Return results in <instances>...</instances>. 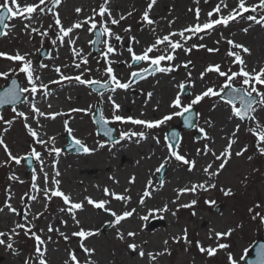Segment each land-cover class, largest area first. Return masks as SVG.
Wrapping results in <instances>:
<instances>
[{"label":"rangeland","instance_id":"obj_1","mask_svg":"<svg viewBox=\"0 0 264 264\" xmlns=\"http://www.w3.org/2000/svg\"><path fill=\"white\" fill-rule=\"evenodd\" d=\"M66 1V0H65ZM70 1V0H69ZM88 1V0H86ZM122 3V6H125L124 9L126 11V18L120 22L119 25H111L108 22V26L117 34H119L123 39L121 41H115L111 39L110 42L113 43L118 51H123L127 53L126 49L129 46L133 47V50L137 52L138 47H140V51L137 53H141L142 50L146 47L145 42H143V36L147 33L144 30L147 29V24L141 19L143 11L147 7V3L149 0H113ZM63 2V0H62ZM71 2V1H70ZM103 2V0H90L88 2V7L93 3L96 6L92 9V11H88L87 8L85 9V16H92L93 10L95 9L98 11L99 5ZM220 3V0H213L211 4V8L216 7L217 4ZM227 3L228 8H224L221 6V14L227 15L228 11L231 8L236 6L237 0H225ZM247 6L251 8L252 6H258L259 0H246ZM199 8L200 11L206 10L207 6L205 4V0H157V3L154 5L151 11H154V16L150 15V18L154 21L157 19H162L167 22L171 21L172 24L170 26L169 23L165 22V26H169L168 28H177L183 25L182 21L192 20L195 21V10ZM209 8L208 10H210ZM191 9V11H190ZM58 10V9H57ZM150 11V13H152ZM131 12L132 15H128ZM250 12V11H249ZM207 13V12H205ZM244 17L248 15H254L259 18L260 15H264L263 9L259 7L256 8L255 12H248L243 14ZM78 15L75 14L70 18L63 25H71L70 22H76ZM213 19L219 18V15L214 13ZM207 19V14L204 16V22ZM83 20V19H81ZM97 20V28L93 29L92 32L87 31V27L90 25H85L81 29H76L83 31V33L87 37V43L85 44V51L87 53L86 58L88 59L87 65H82V69L84 67L90 68L91 72L86 73L84 78L86 79H99L103 81L106 79V75L103 74V65H102V53L104 51L103 40L108 39V37L102 36L100 39L102 40V44L97 45L98 52L93 54L92 52V43L95 38V30H100L99 20L100 17L96 16ZM8 25L5 28V31L8 33L7 36H0V52H5L8 54H15L16 52L21 53L22 50L26 49L28 54V58L33 61V67L36 70V75L41 77V82L48 85L47 92H59L61 90L68 91L78 90L79 95L78 98L75 100H69L70 105L67 106V103L62 102V98L56 96L53 98L54 105H58L60 102L62 104V113L61 115L57 116L55 122L57 123V128L52 129L51 132H55V147L61 148V155L56 156L55 153L48 156V152L45 150L44 146L36 144L33 141L32 137L28 134L27 129L25 128L24 124L25 121L23 118H15V113L12 111L11 108H4L0 113V116L3 117V120H0V138H3L5 143L7 144L9 151L14 156L25 157L27 156L28 152L32 147H35L37 151L41 152V158L43 161H48L49 158L58 159L60 163H65V165L69 166L70 158H75L76 161H79V158H87L88 160L95 159L100 162L99 164H104L102 158L105 157V161L108 163L110 158L117 154L119 150L126 146H134L138 147L139 144L133 141H120L119 144H113L106 142L105 139L98 137L96 135V126L92 124L91 121L92 115L94 114L95 109H99L100 112L105 116V118L110 119L112 114L111 104L107 100V96L113 95L114 99L117 103H121L123 101L130 103L131 106H135L137 104L143 103L148 99L147 93L150 89L148 85L145 87L143 85L144 82L147 80H152L150 87L154 85L155 82H161L165 85L173 84L174 90L176 94L181 96V99L184 104L190 102L191 99L194 98L196 92L199 94L200 91L205 89L207 86H214L217 91H219L220 86L224 83V78L219 77L216 73H207L203 80L200 78V73L210 64H220L221 70L227 71L231 68L233 71H237L238 65L232 63L233 58L229 57L226 53L229 50H232L231 47L227 46L226 43L228 39L236 38L235 33L239 34L243 32L242 27L248 28H260V25L253 23L252 21L247 20L246 18H237V20L232 21L229 23L227 27L224 26H216L214 30L207 31V34L204 32L200 33V36H203V39L198 37H193L189 40L185 47H191L193 44H204L206 48H193L189 53H185L182 49H178L174 55L176 59L172 61L173 66L176 67V71L163 74V73H156L155 75L148 76L146 79L138 80L136 82L131 83V87L128 90H120L118 89L115 93H112L109 89H104L101 93H95L90 88L91 85H79L75 81H60L59 83H51V81H59L60 74L56 73L55 68H44L42 72V68H40V64L50 60V54L53 51H56L59 46H62L59 41L57 44H52V40L56 38V28L54 26V20L52 18L51 13L41 14L39 15L38 19L34 20L37 22V28H40L42 31L44 29H48L49 24H53L52 29H48L49 35L47 37H41L37 34H32L31 36L25 34L24 31V24L28 23V21H22L19 18H13L10 20L5 21ZM149 26V25H148ZM177 26V27H176ZM131 28V31L125 33L123 31L124 28ZM144 29V30H142ZM75 31V30H74ZM73 31V32H74ZM149 31V30H148ZM73 33L70 34V36ZM135 36L136 40L132 41L129 37ZM235 36V37H234ZM67 38V37H66ZM183 43V41H181ZM152 44V41H149L148 45ZM207 48H214L218 49L215 52H208ZM43 50L46 51V55L44 58H41V52ZM65 51L68 48L64 49ZM235 51V50H233ZM239 51V50H238ZM252 54V52H250ZM160 52H154L151 55H158ZM245 55V54H244ZM258 55L262 56V60L264 59V49L258 51ZM243 56V55H242ZM127 59H130V55L126 56ZM126 59V60H127ZM231 59V60H230ZM179 63H175V61ZM191 61L190 64L192 66L191 69L188 70V73L191 72V77L188 76V73L185 75L187 68L183 67V63L186 61ZM99 61V63H98ZM264 61V60H263ZM63 63L59 62V66L61 69V73L64 70L68 69L67 72L71 73L74 70L76 75L79 74L80 70L73 69V59H65L62 61ZM130 62V61H129ZM18 61H9L6 58L0 57V72H8L7 77H0V91L3 87H5L9 81L13 78H16L18 81V85L20 87H28L27 80L23 73L10 72L9 69H16L19 68ZM125 64V63H124ZM128 64V63H127ZM125 64V65H127ZM162 66H168V61H162ZM50 65V63H48ZM67 65V67H65ZM146 64L141 62L139 65H133L132 68L128 66H124L126 68L121 67H114V70H117V76L124 82L127 77L130 75L131 71L138 70L139 67H144ZM100 69V71H97ZM126 69L128 71L126 72ZM126 72V73H125ZM65 73V72H64ZM67 74V73H65ZM180 83H184L185 88L188 90V97L185 98L183 95V89H180L178 85ZM234 87L239 86V81L233 82ZM4 89V88H3ZM45 90L38 91L35 97H32L29 93L22 94L21 103L15 106L17 111H24L26 115H29V125L32 126V121L34 114L31 112L29 108L30 101L34 99H39L40 96H43ZM123 94V98L121 96ZM173 99V97H172ZM170 98H166L167 106H169ZM171 101V100H170ZM214 106V107H213ZM239 106V104H237ZM211 107L215 110L216 108L219 110H225L229 116L230 108L222 101L219 97H212V98H205L199 104L194 105L193 109L196 110V120L194 121V129H191L190 132H182L180 134V142L178 146L175 148L180 154L186 155V158L189 160L196 159L198 157H202L203 155L197 156L196 149L202 148L205 143L211 144V141H206L199 137L198 135V127H204L207 131L208 135L210 133L209 127L205 124L206 120H211L213 125L215 123V118H213L214 112L211 111ZM73 108H82V109H89L87 112H72L71 109ZM131 108H124L120 109V114L128 116L133 115L135 118H142V119H155L152 117H148V115L144 112H134ZM166 113L174 111L168 107L166 109ZM143 113V116H141ZM32 115V116H31ZM180 117H174L171 121L167 122L165 125L161 126L158 129H151L146 130L148 132V138L141 142L150 143L153 148V152L148 154L150 158H153L155 154L158 156L163 155L164 160L162 163L165 162V159L168 157V144L165 141L166 138V130L170 127L176 126L179 124ZM6 120H13L11 125H7L4 123ZM67 120L69 127L76 123V127L73 125L71 128L73 129V136L77 139L82 140L89 148L95 149V151L85 154L84 152L74 154L69 153L66 151L68 148L69 142H72V138L64 129V121ZM44 123H47L48 120H44ZM79 122V123H78ZM232 124L236 125L237 123H241L239 120L234 119L231 121ZM72 124V125H71ZM249 121H245L242 123L241 129L238 132V141L233 146V149L236 151L240 150L241 147L247 145L248 150L245 154L241 157L234 156L228 162V169L226 170L227 173L232 170L235 173L234 178L231 180L232 185L228 189H231L232 195L225 196L223 192L220 194L217 193L215 196H209L208 194H204L196 201L197 203L190 208H183L182 210H178L175 216L169 215L171 219L177 222V231L178 236L182 237L184 226H186L188 232V240L191 243H185L181 238L178 242H173L172 245L167 247L169 249L170 254H166V257H163L162 264H174V261L177 259V255L182 253L186 256L187 259H195L200 262V264H229L228 256L231 254L233 258L237 261V264H245L244 258L246 254L249 252L250 247L253 243L257 240L262 239L264 241V223H261L260 217L257 216L256 219H253V215L256 213H260L264 215V155H260L256 151L255 145V137L251 135L247 131L248 127L250 126ZM109 126L116 128V138L119 139L120 131H127L129 129L133 131L144 130L142 126L132 125L130 127L127 124H120L116 122L115 124L109 123ZM232 127V126H231ZM38 125L34 126L33 129L39 131ZM7 129V131H5ZM233 130L235 127L232 128ZM231 132L230 128H228L227 134L229 135ZM57 133V134H56ZM57 135V137H56ZM156 136L159 138L160 143L157 144L152 137ZM47 140V139H44ZM103 147H100V145ZM52 144H49L48 147H52ZM73 151V150H72ZM252 156V159L249 160L248 157ZM148 157H145L144 154H139V156L133 155L132 160L129 162H123L121 169L126 170L132 168V164L136 163L138 160L148 162ZM146 158V160H144ZM79 159V160H78ZM243 159V160H240ZM8 160V155L4 151L3 146H0V207L4 206L6 200L13 205L17 209L16 213H10L5 208L3 213H0V231H8L14 223H23L24 217L21 218L22 211L24 207L28 204L29 199L27 196H24L26 192L32 195L31 191V183H32V175L36 168L41 167L39 161L35 160L34 158L29 161L27 159H23L20 165L15 164L14 161L11 163H6ZM236 160L240 162V164H236ZM64 161V162H63ZM74 161V159H73ZM235 162V164L233 163ZM32 166H31V164ZM87 162L84 163L82 175L83 177L86 176L92 180L94 183H98L99 175H97L96 168H88L86 167L88 164ZM30 164V170L28 169V165ZM160 165V164H159ZM154 166L153 169L150 170V176L154 185L160 186V181L164 180L166 175L171 170H178L179 172H186L187 166L183 165L181 162L176 161L174 158H170L167 160L165 167L163 168V175L162 179L159 180V174L155 171V169L159 166ZM85 169V170H84ZM29 170V171H28ZM132 171V170H131ZM130 171V172H131ZM113 172H118L115 167ZM12 174H15L19 179L18 180H10L8 177ZM23 181V183H20ZM69 194L68 192H65ZM71 193V192H70ZM11 195V199L9 200L8 197ZM24 196V203H21V197ZM71 199L75 202L82 201L81 199H77L75 197L72 198L73 194H70ZM94 199V198H93ZM206 201H215V203H206ZM36 202V209L31 211V215L36 213H43V215L34 221L36 225V229H44L43 238L47 239L48 236H51V241L48 242L47 248L51 256H54L56 264H64V260L67 258V251L76 250L78 247V237H71V233L73 231H78L79 228L72 227L70 223V215L67 213L60 212L61 207H67L63 204V201L59 197H54L48 203L47 210H45V199L43 197L37 196ZM86 202V201H85ZM84 202V203H85ZM259 205L260 207H256ZM87 210H90L93 215H95L99 219H103L101 223L98 224L97 230L99 235H97L98 239L105 245V239H108V235L111 229V225L107 222L112 217L104 211L99 209H95L92 205L86 206ZM85 208V204L84 207ZM253 209V211H249V209ZM204 214L206 215L207 219L211 221L212 219H217L223 221L227 218L230 219L229 229H232L230 235L223 237V239L219 243H225L229 247L226 249H218L216 255L209 257L206 253H201L198 248L196 247V238L195 235L197 234L196 231L192 232L190 230L191 222H193L194 214ZM20 216V217H19ZM5 218V221L2 220ZM61 220L67 221V224L60 223ZM163 222V221H162ZM51 224L54 228H58L61 232H64L66 235H69L71 238L68 241H65L57 232L48 233L47 232V225ZM161 225V220L156 218H150L147 223L145 224L144 230L141 229L142 233H149V231H153L159 229ZM20 232L19 236L13 237L12 243L14 249L16 250L13 253L12 250L7 249L5 246H0V264L7 261L9 264H23L25 259H29L30 257L35 256L34 252V240L26 237L23 233V230L17 229ZM6 239V237H4ZM89 240V239H88ZM118 242L114 243L113 248L110 246V254L108 256H104L107 259L104 264H120L118 259V252L122 254L123 247H120ZM215 247V246H214ZM247 249V251H245ZM238 252L237 256L235 255ZM46 254V258L49 261V264H55L52 261V258ZM78 256L81 260V264H83L84 254L83 252H78ZM243 256V259L241 257ZM257 262V259H256ZM29 264H33L32 260L29 259ZM99 264V263H98ZM188 264V263H185Z\"/></svg>","mask_w":264,"mask_h":264},{"label":"snow or ice","instance_id":"obj_2","mask_svg":"<svg viewBox=\"0 0 264 264\" xmlns=\"http://www.w3.org/2000/svg\"><path fill=\"white\" fill-rule=\"evenodd\" d=\"M198 2L199 0H197V3ZM205 2H207V0H205ZM61 3L62 0H31V2H29V0H0V26L7 28L8 25L4 23L5 20L19 18L22 21H28V23L24 24L25 34L29 36H31L32 34H37L41 37H47L49 35L48 29H52L53 24H49L48 29H44L42 31L40 28L33 26V21L38 19L39 15L41 14L51 13L52 18L54 20V26L58 30L56 32V38L51 41L52 44H57V41H59L60 44H64L65 38L67 37V43L69 45H75L76 39L70 36V34L73 33L74 30L81 29L85 25H90L89 27H87V31L92 32L93 29L97 28L98 22L96 20V16H99L100 30L95 33L97 39L95 41L90 42L100 43L99 37H108V39L103 40L104 51L102 53V59L105 65L103 67V74L106 75V79L101 81L99 79L84 78L86 73L91 72L90 68L84 67L82 69V65L88 64V59L82 55L81 51H77L76 48L73 47L71 49L73 54V64L76 69L80 70L79 74L65 75L61 73L60 67H56V73L60 74L59 81H51V83H59L60 81H75L79 85H94L100 89L110 88V91L112 93H115L118 89L128 90L131 87L132 82L146 79L148 76L155 75L156 73L168 74L176 71V67L178 66H173L171 62L176 59L174 53H176L178 49H182L185 53H189L193 48H206V45L202 43L199 45L193 44L190 48L185 47V44L189 40H191L192 37H198L200 39H203V36L199 35L202 32L207 34V31L214 30L216 26L222 25L224 27H227L230 22L237 20V18H246L247 20L252 21L257 25L264 27V15H260L259 18L254 15H248L247 17H244L243 15L244 13L249 11L255 12L257 7H259L260 9H264V0H259L258 6H252L251 8L247 6L246 0H237L236 6L231 8L230 11H228L227 15L221 14V6H223L224 8H228V5L227 3H225V0H220V3L217 4L216 7L212 9V11L207 13V19L203 23L200 22V9L197 8L195 10V22L193 24L184 27L178 32H168L165 35L157 36L155 42L146 46L141 53L137 54L133 50L132 46L127 47L126 51L130 55V62H128L127 66L129 68H132L133 65H139L141 62H144L146 66L139 67L138 70L131 71L127 79L122 82V80L116 75L113 67V65L115 63H118L119 61L111 60L109 59V57L112 55L122 54L120 51H118L116 46L110 42V40L114 39L115 41H121L123 37L114 32L108 26V22H110L111 25H119L120 22L125 19V16L120 15L118 19L114 18L112 16L110 8L108 7L110 0H103V2L99 5L98 11H96L95 9L93 10L92 16H87L83 20L78 19L70 26L65 27L62 24L59 12L57 11ZM156 3L157 0H149L146 9L143 11L141 19L147 25H153L155 23V21L150 18V11L153 9ZM81 11L82 9L79 7L75 9V12L78 14ZM214 13L218 14L219 18L213 19L212 17ZM128 15L130 16L132 15V13L129 12ZM171 23L172 22L169 21V24ZM242 30L247 33L249 31V28H244ZM123 31L125 33H128L131 31V28H124ZM153 32H155V29H153ZM186 33L188 35H186ZM7 35V32L0 31V36ZM174 36H179L180 40H173L172 37ZM129 39L135 41L136 43H139V41L136 40L135 36H131L129 37ZM181 41H183V43ZM227 44L230 45L233 49L240 50L239 52L233 50H229L227 52V55L229 57H234L232 63L239 66L238 71H233L231 68L225 71L221 70L220 64H210L200 73L201 80L204 79L207 73H216L219 77H223L224 83L220 86L219 91H217L214 86H207L205 89L200 91L199 94H196L194 98L191 99L190 102L187 104H184L181 99V96L177 94L173 99H171L169 104V108L174 109V111H171L167 114H163L159 118L150 120L134 118L132 116H125L120 114L121 105L116 102L113 95H109L107 96V100L111 104V118L107 119L101 113L100 119L96 121V123L100 124L103 127L104 135L110 138H112L113 129L107 127L109 123H130L132 125L142 126L144 130L133 131L129 129L127 131H120L119 139H112V143L114 145L119 144L120 141L124 140L133 141V138H136L134 142L139 144L141 141L146 140L148 138V132L146 130L158 129L161 126L165 125L167 122L171 121L174 117H183L186 126H193L192 117L190 115H186L191 111L193 106L199 104L205 98L220 97L222 92H224L226 89H230V91L227 92V97L224 101V103L230 108L228 120L232 121L234 119H237L241 123H237L235 125V129L230 132L227 137L226 146L223 147L219 154H217V152L214 151L208 143H205L202 148L196 149L197 156L203 155L207 157L208 155H211L212 157H214L213 162H207L206 165L202 167V172L206 177H208V180H205L203 182L191 183L190 186H185L177 189L176 199L172 201V203L174 204L179 201L180 196L184 193H196L198 190L208 191L210 188L216 187L215 183H209V181L217 177L221 173V171L225 169L226 165L231 160L233 156L232 149L238 141V132L240 131L243 122H251L247 131L251 133L253 137H255L256 151L260 155H264V67H259L258 69H249L241 53L250 54V49L241 43H235L231 39L227 40ZM160 45H166V48L163 52H160ZM207 51L211 53L218 51V49L207 48ZM154 52H160V54L151 55ZM0 57L6 58L9 61L20 62L18 70L9 69V71H18V73H23L27 80V84L29 85L28 87H20L17 84V80L12 79L11 86L6 88L3 92H0V105H3L5 103L14 104L24 93H29L32 97H35L38 91L45 90L44 95H48V92L46 91L48 89V85L43 82H40L39 85L37 84L38 81H41V77L39 75H36V70L33 67V61L28 58L27 53L20 54L19 52H16L15 54H8L5 52H0ZM77 58H79V62H77ZM162 61H168V66H162ZM191 63L192 62L190 60L186 61L183 63V67L188 68ZM39 67L47 68L48 66L47 64L41 63ZM65 67H67V65H65ZM97 71H100V69H97ZM8 74V72H0V77H7ZM188 76L191 77V72L188 73ZM237 80L239 81V86L234 87L233 82ZM178 87L180 89H183L185 85L184 83H180ZM147 96L150 99L153 96V93L148 92ZM237 100L239 101V106H237ZM30 105L31 112L35 114L33 119H35V117H44L46 115V113L41 111V109L35 103L30 102ZM49 107H51V105H49ZM88 110L89 109L82 108L71 109L72 112H87ZM12 111L15 113V118H23V120L25 121L24 126L27 129L28 134L32 137L33 141H35L36 144L44 146L45 150L48 152L49 155H52L53 153H55L57 157L61 155V148L54 146V137H49L48 140L42 139L41 134L29 125V115H26L24 111H17L16 108H13ZM59 115H61V113L59 112H51L47 114L48 118H51L53 120H55L56 117ZM141 116H143V113H141ZM0 120H3L2 116H0ZM4 123L7 125H11L13 123V120H6L4 121ZM205 124L208 127H213V122L211 120H206ZM37 125H39V120H37ZM64 129L69 134V136L72 137V143L77 146L78 149L82 150L85 154L95 151V149L89 148L82 140L77 139L72 135L73 129L69 127L67 120L64 121ZM5 131H7V129H5ZM198 131L202 134V138L204 140L211 141L212 138L208 135L204 127H198ZM171 135L172 138L175 139L177 134L173 132ZM152 139L157 144L160 143L158 137L153 136ZM165 139H167V137ZM49 144H52L53 146L48 147ZM0 146H3L4 151L8 155V160L6 161V163H11L12 161H14L15 164L20 165L23 159L31 161L33 158L39 161L41 165H43L44 163L43 159L41 158V152L37 151L35 147H32L30 149L27 156L20 157L14 156L9 151V148L3 138H0ZM100 147H103V145L101 144ZM167 149L168 157L165 159L164 163H160V165L155 169L157 173L161 172V170L165 167L167 160L170 158H174L176 161L181 162L183 165H186L187 170L189 172L194 171L197 163L195 159H187L186 155L180 154L177 150L173 148L171 144L167 146ZM247 150L248 146L245 145L241 147L240 150L236 151L234 155L236 157H241L245 154V152H247ZM248 159L251 160L252 156H249ZM215 161H220V163L219 166L214 169L213 164ZM137 163H139V161H137ZM0 166H2V163H0ZM52 167L54 170L56 169V161H53ZM40 171L44 172L43 167H41ZM60 175L61 173L58 170L54 171V175L52 177H49V174L47 172H44V185L43 187H41L37 183V175L34 171L32 175L31 191L32 193H39L41 191L43 192L44 199L46 202L45 210H47L48 207L47 202H50L54 197L61 198L63 204L67 207H61L59 209L60 212L67 213L68 215H70L74 224L79 228L78 231H73L71 233V237L79 238L78 248L76 250L67 251V258L64 260V264H81V260L78 256V252L80 251H82L84 254L83 264H97V262L91 258L95 254L96 250L94 247H89L86 244V241L93 236L99 235V232L98 230L85 229L80 226L81 221L77 218L76 213L78 210H83L84 203L83 201H73L71 199L70 194H66L60 189L61 180L58 179ZM8 178L10 180L19 179L15 174L10 175ZM110 179L114 178L110 177ZM135 180L136 177L132 176L128 180V183L133 184ZM49 181L51 182L52 187L49 186ZM20 183H23V181H20ZM160 186L163 187V180L160 181ZM154 191L155 189L152 187V180L149 179L142 191V194L139 196V205L142 207L145 206L146 198H151L153 196ZM221 191L224 193L225 196L232 195L231 189L225 190L222 188ZM129 192L130 189L128 188L124 189L123 194H118L115 191H111L107 187L103 189V194L105 197H111L116 201L123 202L125 205H127V203L131 199L130 195L128 194ZM24 196H27L28 199L33 202L37 200V195L35 194L30 195L28 192H26ZM24 196L21 197L22 204L24 203ZM8 199H11V195H9ZM84 200L87 202L88 205H92L95 209H101L104 212L108 213L113 219H110L107 222L112 227L116 228V238L124 242L127 248L132 250L133 252L139 250L138 255L141 258L147 257L149 264H154V262H157V257L162 256L165 253L170 254L169 249L167 248V245L169 243L168 240L163 241V244L165 245L163 251H157L154 253L152 251L145 252L144 248L141 247L140 244L135 242V239L129 242V240L126 238H135L138 233L135 230H129L125 235V232L122 231L118 226L121 224L122 221H125L127 218L133 217V215L137 213L136 208H132L131 210H124L121 213H117L115 210L106 207V205L110 204V200L100 199L96 201L88 196H85ZM196 203L197 201L193 199L190 201V203L178 204V208H190ZM206 203L214 204L215 201H206ZM28 207L30 211V206ZM256 207L260 206L256 205ZM5 208L10 213L17 212V209L13 207V205L9 203L8 200L5 201L3 207H0V213H3L5 211ZM29 211H26L24 213L23 223H14V225L8 231H0V246H5L7 249H10L13 251V253H15L16 250L14 249L12 243L13 237L20 235V232H18L17 229L23 230V233L26 237H29L34 240L35 256L30 257L29 259L32 260L33 264H49V261L46 258V254L48 251L47 244L49 241H51L52 237L48 236L47 239L43 238L42 234L44 233V229H39L38 231L34 230L36 229L34 221L39 219L43 215V213L33 214L30 220ZM170 211L172 212L173 216L176 215V212L172 211L169 208L168 204L165 203L162 207L148 209V214L141 215L140 219L142 221H148L149 218L155 213H165ZM249 211L251 212L253 211V209L250 208ZM257 216L260 217L261 223H264V215L256 213L255 215H253L252 218L256 219ZM60 223L67 224V221L61 220ZM54 231L57 232L65 241H68L71 238L69 235H66L64 232H61L58 228H54L51 224L47 225L48 233H52ZM231 232L232 229H228V231L225 232L217 231L214 234H210L209 239L211 240L215 238L217 241H219L222 237L230 235ZM4 237H6V239H4ZM181 238L186 244L191 243L188 240L187 229L183 230L182 237H172L174 242L180 241ZM196 247L201 253H206L207 256L212 257L216 255L218 249H226L229 246L225 243H218L215 247H205L201 244L200 241H196ZM245 251H247V249H245ZM29 259H25L23 264H29ZM241 259H243V256L241 257ZM228 261L229 264H237V261L233 258L231 254H229L228 256ZM256 264H264V244L260 245L257 250Z\"/></svg>","mask_w":264,"mask_h":264},{"label":"bare ground","instance_id":"obj_3","mask_svg":"<svg viewBox=\"0 0 264 264\" xmlns=\"http://www.w3.org/2000/svg\"><path fill=\"white\" fill-rule=\"evenodd\" d=\"M70 1L63 0L61 5L58 7L57 11L59 12L62 24H65V22L68 20L67 18H70L71 16L75 14L78 15V17L76 18L77 20L84 19L86 17L85 9L87 8L88 11H92V9L96 6V4L90 3L92 5L88 7L87 4L90 0L88 1L70 0ZM212 1L213 0H207V2H205L207 9L202 10V12L200 11V22L201 23L204 22V16L208 12L212 11L213 9V7L211 8ZM29 2H31V0H29ZM77 7L82 9V11L79 14L75 12V9ZM108 7L110 8L112 12V16L114 18L118 19L120 15H124L126 18V11L124 9L125 6H122V3L110 0ZM209 8L211 9L208 10ZM151 12L152 13H150V15L154 16L155 14L154 11H151ZM165 22L167 21L162 20V19H157L155 20V23L153 25H149V26L147 25L146 30L142 29L145 32H147L143 36V42H145L146 46H148L149 41H152V43H154L157 36L165 35L168 32H178L184 27L190 24H193L195 21H192V20L182 21L183 25L181 27L176 26L177 28H174V29L168 28L169 26H165L164 25ZM70 23H74V22H70ZM36 25H38V23L33 21V26L36 27ZM68 26L70 25H66L65 27H68ZM259 27L260 28L258 29L256 27L255 28L251 27L249 28V31L247 33H245L244 31L239 34L235 33L236 38L235 39L231 38V40H233L235 43H241L244 46L248 47L250 49V52L253 51L254 54L250 53V54L244 55V53H241L249 69H252V68L258 69L259 67H264V61H263L264 59L262 60L261 58L262 56L258 55V51L264 49V27H261V26ZM244 28H248V27H244ZM153 29H155V32H153ZM186 35L188 34L186 33ZM71 36L74 39H76L75 45H69L67 43L68 38H65V43L62 44V46H59L56 51L51 52L50 60L43 62V64H47L48 66L47 68L58 67L59 62H61L62 64L63 63L62 61H64L66 58L69 60L73 59V54L71 51L73 47L76 48L77 51H81L82 55L86 58L87 56V53L85 51V44L87 43L86 35L83 33V31L75 30ZM172 39L180 40V37L174 36L172 37ZM227 46L231 47L230 45H227ZM66 48H68L67 51L64 50ZM138 48L139 49H137L136 53L140 51V47ZM159 48H160V52H163L164 49L166 48V45H160ZM232 50H235L237 52L240 51L239 49H233V48ZM25 52H26V49L22 50L20 54H25ZM120 52L122 53L121 55H112L109 57V59L119 61L118 63H115L113 67L122 66L121 68L124 69L126 68L124 66H127L125 64H127L130 61V59L128 60L126 57L128 56V53H125L123 51H120ZM231 58L234 59V57H231ZM101 60H102V65L105 66L103 59ZM77 62H79V58H77ZM48 63H50V65H48ZM175 63H179V62L176 60ZM72 68L75 69L74 66ZM188 68L191 69L192 66L189 65ZM188 68H187V71L185 72V75L188 73V70H189ZM68 69L64 70L63 74L67 73L65 75H76V72H74V70L71 71V73H68L67 72ZM43 71H44V68H42V72ZM127 71L128 69H126V72ZM117 72L118 71L115 70L116 74ZM151 81L152 80H147V82L143 83L145 87L148 85V87L150 88L148 92L153 93V96L150 99L149 98L146 99L147 103L145 101L143 103L137 104L132 107L130 103L123 101L119 103L121 105V109L129 107L133 109L134 112H137V113L141 111L142 112L145 111L148 117L150 116L152 117L153 115V118H159L161 115L167 114L166 109H168L169 106H167L166 98L169 97L171 100L172 97L174 98L175 95H177L174 90L173 84L165 85L161 82H155L154 85L150 87ZM40 82L41 81H38L37 84L39 85ZM197 92L196 94H198ZM68 93L69 94H67L65 90H61L59 92H54V91L50 93L48 92L47 96L43 94V96H40L39 99L33 98L30 101L31 103H35L41 109V111L46 113L44 117H37L35 121H32V126L34 127V126H37V120H39L38 127L40 128L38 132L41 134L42 139L48 140L49 137L55 138L54 134L56 131H54L53 133L51 132V130L57 128L56 126L57 123L55 122V120L48 118L47 114L51 112H59V113L61 112L62 113V109H61L62 104L59 102L58 105H54L53 98L56 96L61 97L62 102L67 103V106H68L70 105V101L73 99L75 103V100L78 98V95L80 94L78 90H73L71 92L68 91ZM121 96L123 98V94H121ZM170 100H169V104H170ZM49 105H51V107H49ZM27 106H29V108L31 109L30 103ZM213 107H211L212 108L211 111L214 112L213 118H215V123L213 127H209V130H210L209 136L212 138L210 142L211 144L209 146L214 151H216L217 154H219V152L223 149V147L226 146L227 137H228V134H227L228 128H230V130L232 131L233 130L232 128L235 127V125L232 124V122L228 120V114L225 110H219L217 108L215 110ZM128 116L134 117L132 114ZM44 120H48V122L44 123L43 122ZM146 120H150V119L147 118ZM75 124L76 123H73V125L76 127ZM127 126L130 127L132 126V124L128 123ZM151 151L153 152V148L150 145V143H148V141L146 142L144 141V142H140L138 147H134V146L123 147L121 150L117 152V154L113 155L110 158L108 163L105 161V157L102 158V161L104 164H99L100 162H98V160L95 159L96 157H93V159L91 160H88L87 158H79L80 159V160L78 159L79 161H76L75 158L71 157L68 162L69 163V166H68V165H65V163H60L58 159L49 158L48 161L46 160L44 161L41 167H43L44 172H47L49 174V177H52L54 175V171L58 170L61 173V175L58 177V179L61 180L60 189L63 192H68L69 194L72 193L73 199L77 197V199H81L83 203L85 202L84 200L85 196L94 198V200L96 201L100 199H107V200H110V204L106 205V207H109L115 210L117 213H121L124 210H131L132 208H136L137 213L134 214L133 217L127 218L125 221H122L118 227L122 231L125 232V235L127 231L135 230L138 233L135 238L126 237L129 240V242L135 239V242L140 244L141 247L144 248L145 252L152 251L155 253L157 251H163L165 247V245L163 244V241L165 240H168L169 242L167 247H169V245H172V243L174 242L172 237L178 236V233H176L177 227H178L177 222L171 219V217H169V215H172L171 211L165 212V213L158 212L152 215L150 218H156V219L161 220L160 228L153 230V231H149V233L148 232L142 233L141 229L144 230V227L147 221H142L140 219V216L147 215L148 209L162 207L165 203L168 204L169 208L172 211H175L177 213L178 210L183 209V208H178V204L190 203L191 200L193 199L197 200L204 194H208L209 196H213V195L215 196L217 193L220 194L222 192L221 191L222 188L227 190L230 187V185H232L231 180L234 178L235 173H233L232 170H230L227 173L226 171L228 169V164H227L225 169L222 170L221 173L217 177L209 181V183L216 184L215 188H210L208 191L198 190L196 193H184L180 196L179 201L176 204L172 203V201L176 199L177 189L185 187V186H190L191 183L203 182L205 180H208V177H206L202 172V167L205 166L207 162H213L214 157H212L211 155H208L207 157L205 156L198 157L195 159L197 163H196V167L194 171L189 172L187 170L186 172H183V173L179 172L178 170H174V169L169 171L165 179L163 180V187L159 185L158 186L154 185L152 181V187L155 189V191L153 192V196L151 198H146V204L145 206L142 207L139 205V202H138L139 196L142 194V191L144 187L146 186L147 181L149 179L152 180L150 176V170L153 169L154 166H157V164L159 165L160 163H162V161L164 160V156L163 155L158 156V154H155L153 158L148 157L149 156L148 154H151L150 153ZM232 151H233V156L231 159L234 158L235 156L234 153L236 152V150L232 149ZM136 154L137 156H139V154H144L145 157H148V162L147 163L145 162L144 164L142 163V161L138 160L139 163L136 162L132 164L133 166L132 168H129L126 170L121 169L123 162L131 161L132 156ZM48 156L50 155L48 154ZM144 160H146V158ZM240 160H243V159H240ZM53 161H56L55 170L52 167ZM85 162H87L86 164H88L86 167L96 168L95 173L99 175L98 183L92 182V180L86 176L83 177L82 170H83V166ZM219 163L220 161H215L213 164V168L214 169L217 168L219 166ZM233 163L235 164V162ZM236 164H240V162L236 160ZM41 167L36 168L34 171L37 175V183L41 187H43L44 172L40 171ZM115 167L118 170V172H113L115 170ZM132 176H135L136 180L133 184H129L128 180ZM110 177L114 179H110ZM49 186L52 187L50 181H49ZM105 187L109 188L111 191H115L118 194H123L125 188L130 189V192L128 193L131 197L130 201L127 203V205H125L121 201H116L115 199H112L111 197H105L103 194V189ZM32 194H35L39 197L44 196L42 191L39 193H32ZM84 204H85V208H83V210H78L76 213L77 218L81 221L80 226H82L85 229L97 230L98 224L104 220L97 218L95 215L91 213L90 210L86 209L87 208L86 206H88L87 202H85ZM28 206H30V211H29ZM35 209H36V202L29 200L28 204L24 207L22 211L23 213L21 215V218L24 217V213L26 211H29V216H30L31 211ZM206 217L207 216L202 213L199 215L194 214L193 222H191V225H190V230L192 232L194 231L197 232V234L195 235L196 241H200L203 246L214 247L223 239V237L219 241H217L215 238L210 240L209 235L214 234L217 231H220V232L228 231L230 219L227 218L224 220V222L217 220V219H214V220L212 219L211 221H209ZM2 220L5 221V218H3ZM69 221L72 224V227L78 228L74 224L71 217ZM184 229H186V226H184ZM108 237H109L108 239H105V245H102L97 235L89 238V240L86 241V244L89 247H94L96 250L95 254L91 258L94 259L97 262V264L98 263L104 264L105 261L107 262V259L104 256H108L110 254L108 252L110 251V246L113 248V245L116 242H118L117 244L120 247H123L122 249L123 253L122 254H120V252L117 253L119 256L118 259L120 261V264H149L147 257L141 258L138 255L139 250H137L136 252H133L132 250L127 248L124 242L116 238V228L115 227L111 226ZM143 242H146V243H143ZM166 254L167 253H165L162 256L157 257L158 264H162L163 262L162 258L166 257ZM237 254L238 252H236L235 255L237 256ZM48 256L52 258V261L55 264L57 263L55 262L54 256H51L50 254ZM176 258L177 259L174 261V264H185V263L200 264V262L198 263V261L193 258L190 260L187 259L186 256L182 253H179ZM157 262H154V264H157ZM3 264H9L8 260L3 262Z\"/></svg>","mask_w":264,"mask_h":264},{"label":"water","instance_id":"obj_4","mask_svg":"<svg viewBox=\"0 0 264 264\" xmlns=\"http://www.w3.org/2000/svg\"><path fill=\"white\" fill-rule=\"evenodd\" d=\"M263 10H264V9H263ZM3 30H4V27L0 26V31H3ZM96 38H97V37H96ZM99 38H100V37H99ZM99 40H100V39H99ZM94 45H95V47H96L97 45H99V43H94ZM95 49H96V48H95ZM95 49H94V51L96 52ZM17 84H18V83H17ZM10 86H11V82H10V84H9L8 87H10ZM18 86H19V85H18ZM8 87H7V88H8ZM92 88H94V90L99 91V88H97V87L94 86V85L92 86ZM5 89H6V88H4L1 92H3ZM184 91H185V95L188 96V90L185 88ZM228 91H230V89H226L224 92H222L220 98L225 100L226 97H227V92H228ZM21 98H22V95L20 96V98H19L14 104H13V103H5V104H3V105H0V112H1V110H2L4 107H6V106H9V107H14L15 105L17 106V104L21 102ZM236 102H239V101L237 100ZM186 115H190V116L192 117L193 126H191V127L186 126L185 123H184V119H183V117L180 119V120H181V124H180L179 128H177V130H176V129H174V130H170V131H171V132H170L171 134H172L173 132H175V133L177 134L175 139H172V140L168 141V142H170V144H171L173 147H175V146L178 144L179 133H180L181 130H183V131H190V130L193 129V127H194V121L196 120V112H195L194 110H191V111H190L189 113H187ZM93 119H94L95 122L99 120V111H98V109H96V115L93 117ZM95 124H97L99 127H102V126H101L100 124H98V123H95ZM98 133L100 134V130H98ZM71 147H76L77 150H76L75 152H82V150L78 149L77 146H75V145L72 144V143H71V146H69V147L67 148V151H69ZM162 172H163V171H161V173H162ZM161 173H160V174H161ZM161 175H162V174H161ZM262 244H264V242H263L262 240H258L257 243H255V244L250 248L249 253L246 254L247 256H246L245 259H244V263H245V264H256L257 250H258V248L260 247V245H262Z\"/></svg>","mask_w":264,"mask_h":264}]
</instances>
